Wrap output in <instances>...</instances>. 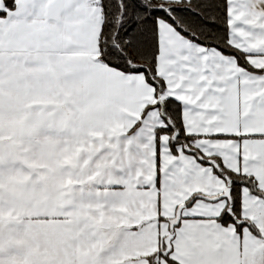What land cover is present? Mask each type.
Here are the masks:
<instances>
[{
    "label": "snow or ice",
    "instance_id": "1",
    "mask_svg": "<svg viewBox=\"0 0 264 264\" xmlns=\"http://www.w3.org/2000/svg\"><path fill=\"white\" fill-rule=\"evenodd\" d=\"M0 264H264V0H0Z\"/></svg>",
    "mask_w": 264,
    "mask_h": 264
}]
</instances>
